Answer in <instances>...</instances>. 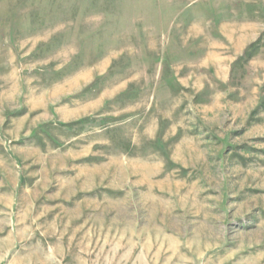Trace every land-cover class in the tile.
Here are the masks:
<instances>
[{"label":"rangeland","instance_id":"374dc122","mask_svg":"<svg viewBox=\"0 0 264 264\" xmlns=\"http://www.w3.org/2000/svg\"><path fill=\"white\" fill-rule=\"evenodd\" d=\"M0 264H264V0H0Z\"/></svg>","mask_w":264,"mask_h":264},{"label":"trees","instance_id":"16d2710c","mask_svg":"<svg viewBox=\"0 0 264 264\" xmlns=\"http://www.w3.org/2000/svg\"><path fill=\"white\" fill-rule=\"evenodd\" d=\"M257 41H258V40H257ZM257 41H256V42H254L253 44H251L250 46H251V47H252V46L254 47V46L256 45ZM251 47H250V48H251ZM248 49H249V48H248ZM248 52H249V50H248ZM248 55H250L251 57L253 56V54H252V53H249Z\"/></svg>","mask_w":264,"mask_h":264},{"label":"crops","instance_id":"0c3cea01","mask_svg":"<svg viewBox=\"0 0 264 264\" xmlns=\"http://www.w3.org/2000/svg\"><path fill=\"white\" fill-rule=\"evenodd\" d=\"M259 37V36H258ZM255 41V40H254ZM251 45V44H250ZM250 45L248 46V47H250ZM248 47H246V49L248 48ZM246 49H245V51H246ZM242 55V54H241ZM254 55V54H253ZM255 56V55H254ZM216 59H218V58H216ZM219 60V59H218Z\"/></svg>","mask_w":264,"mask_h":264}]
</instances>
